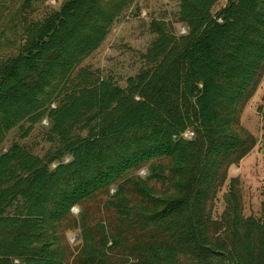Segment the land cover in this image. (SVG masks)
Listing matches in <instances>:
<instances>
[{
	"label": "trees",
	"instance_id": "16d2710c",
	"mask_svg": "<svg viewBox=\"0 0 264 264\" xmlns=\"http://www.w3.org/2000/svg\"><path fill=\"white\" fill-rule=\"evenodd\" d=\"M217 1L179 0L186 34L154 24L150 67L124 88L82 62L135 0H65L41 22L22 18L17 54L0 57V147L44 120L56 147L0 154V264H67L59 226L101 194L114 220L79 222L73 264H264V202L261 219L244 217L238 178L212 217L229 168L256 146L239 113L264 75V0L213 15Z\"/></svg>",
	"mask_w": 264,
	"mask_h": 264
},
{
	"label": "rangeland",
	"instance_id": "374dc122",
	"mask_svg": "<svg viewBox=\"0 0 264 264\" xmlns=\"http://www.w3.org/2000/svg\"><path fill=\"white\" fill-rule=\"evenodd\" d=\"M25 0H0V57L14 56L22 44V18L28 22H41L53 11H57L65 0H39L28 8H23ZM228 0H219L212 7V14L226 6ZM1 6L3 8H1ZM179 0H135L133 5L111 26L105 41L92 54L84 59L82 66L98 70L104 77H111L120 87H126L129 78L135 77L150 66L144 59L157 34L154 24L172 25L177 36L186 34L184 26L177 23ZM264 75L249 102L239 113V125L256 140L255 148L243 158L238 166H231L225 185L217 195L212 217L218 218L223 209V198L228 190V181L238 178L242 195V214L244 217L261 219L264 202V140L262 138V117H264ZM261 110V112H259ZM23 129L11 130L2 146L0 154L5 153L12 144H17L29 153L40 158L53 151L56 144L47 138L46 120L34 126L28 136L23 137ZM187 140L193 137L191 131L183 134ZM145 170L139 172L144 177ZM157 188H161L158 184ZM166 185H163L165 187ZM113 190L110 191V194ZM105 196L98 195L90 201L74 206L66 222L59 226L63 243L69 247L67 264L72 261L81 248L77 225L84 221L94 229L108 227L114 214L104 204Z\"/></svg>",
	"mask_w": 264,
	"mask_h": 264
}]
</instances>
